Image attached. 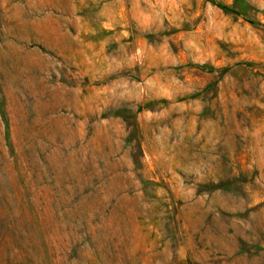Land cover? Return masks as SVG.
I'll return each instance as SVG.
<instances>
[{"label": "rangeland", "instance_id": "obj_1", "mask_svg": "<svg viewBox=\"0 0 264 264\" xmlns=\"http://www.w3.org/2000/svg\"><path fill=\"white\" fill-rule=\"evenodd\" d=\"M261 203L264 0H0V264H264Z\"/></svg>", "mask_w": 264, "mask_h": 264}, {"label": "trees", "instance_id": "obj_2", "mask_svg": "<svg viewBox=\"0 0 264 264\" xmlns=\"http://www.w3.org/2000/svg\"><path fill=\"white\" fill-rule=\"evenodd\" d=\"M262 206H264V203H261V204H257V205H254L252 207H249V208H245L244 212L245 213H250V212H253V211H258L260 210V208H262ZM222 214H224L225 212H222ZM262 253H264V247L260 250ZM248 254V253H247Z\"/></svg>", "mask_w": 264, "mask_h": 264}]
</instances>
